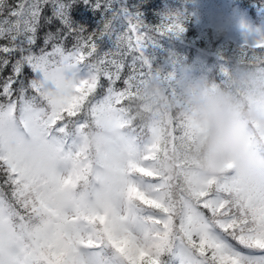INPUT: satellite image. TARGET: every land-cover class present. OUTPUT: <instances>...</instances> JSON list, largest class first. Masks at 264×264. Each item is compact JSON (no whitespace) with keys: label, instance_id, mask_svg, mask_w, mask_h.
<instances>
[{"label":"snow or ice","instance_id":"snow-or-ice-1","mask_svg":"<svg viewBox=\"0 0 264 264\" xmlns=\"http://www.w3.org/2000/svg\"><path fill=\"white\" fill-rule=\"evenodd\" d=\"M84 2L102 17L91 32L73 22L76 0H0V264H264V162L188 176L178 154L192 125L133 117L147 80H174L145 57L140 14L127 0ZM184 30L169 16L153 31ZM237 58L264 68V37ZM92 127L124 129L119 166L88 147Z\"/></svg>","mask_w":264,"mask_h":264},{"label":"clouds","instance_id":"clouds-1","mask_svg":"<svg viewBox=\"0 0 264 264\" xmlns=\"http://www.w3.org/2000/svg\"><path fill=\"white\" fill-rule=\"evenodd\" d=\"M169 89L174 96L168 94ZM153 114L162 127L173 121L192 125L193 138L181 144L178 158L187 165L186 174L196 181L230 171L247 175L253 163L264 162L253 159L254 155L264 157L260 135L264 133V68L254 63L236 58L223 83L206 75L193 78L190 65L180 66L171 84L147 80L137 94L133 117L148 124ZM123 131L106 134L92 127L85 142L93 153L105 156L106 164L117 167L127 152L126 145L114 144ZM176 162L174 158L164 166L172 168Z\"/></svg>","mask_w":264,"mask_h":264},{"label":"trees","instance_id":"trees-1","mask_svg":"<svg viewBox=\"0 0 264 264\" xmlns=\"http://www.w3.org/2000/svg\"><path fill=\"white\" fill-rule=\"evenodd\" d=\"M127 6L147 26L145 57L164 74L177 75L180 66L190 65L193 78L206 75L223 83L224 70L231 68L238 50L264 37V0H127ZM70 15L88 32L96 30L102 19L84 0H76ZM169 16H179L185 30L179 35L154 32ZM126 26L122 18L117 21L118 31ZM114 43V36H106L100 47L108 51Z\"/></svg>","mask_w":264,"mask_h":264},{"label":"rangeland","instance_id":"rangeland-1","mask_svg":"<svg viewBox=\"0 0 264 264\" xmlns=\"http://www.w3.org/2000/svg\"><path fill=\"white\" fill-rule=\"evenodd\" d=\"M240 50H238V52H239Z\"/></svg>","mask_w":264,"mask_h":264}]
</instances>
